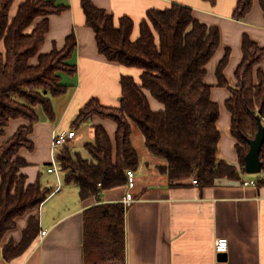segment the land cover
Returning <instances> with one entry per match:
<instances>
[{
  "label": "trees",
  "instance_id": "1",
  "mask_svg": "<svg viewBox=\"0 0 264 264\" xmlns=\"http://www.w3.org/2000/svg\"><path fill=\"white\" fill-rule=\"evenodd\" d=\"M215 6L216 0H201ZM254 0H237L231 19L242 21L251 12ZM15 0H0V256L8 262L23 255L35 241L39 217L32 216L22 230L18 244L1 246L15 221L41 206L51 194L39 179L28 184L21 173L28 167L19 156L32 152L30 141L40 108L53 121L52 99L61 97L69 86L62 74L74 77L70 64L76 49L73 34L66 37L61 50L46 54L39 50L49 30L48 18L60 15L63 5L53 0H23L11 15ZM264 18V0H258ZM86 27L91 29L96 50L105 61L139 70L138 81L122 76L121 98L116 108L103 107L92 98L78 110L70 130L94 117L110 120L116 126L113 140L105 128L93 125V142L83 145L89 159L64 146L57 153L64 183L78 188L79 200L99 199L103 192L126 187V172L138 171L139 158L131 140L138 129L145 148L165 164L159 171L172 188L195 181L197 187L213 188L218 180L240 184L244 181V158L248 142L255 139L259 123L264 127V72L258 67L264 48L246 34L242 36V57L235 71L237 85L231 87L223 76L230 50L227 49L215 71L217 87L230 93L224 108L230 115L228 135L235 140L237 167L221 157V133L217 126L220 108L211 99V85L205 82L206 67L220 45L217 27L193 17L191 8L171 4L164 10L150 9L139 24L138 38L132 41L133 22L126 16L115 22L112 15L81 0ZM145 93L161 111L150 109ZM23 121L12 136L6 137L11 121ZM262 173L256 188H264V143L261 147ZM47 165L46 167H49ZM100 202V201H99ZM126 207L122 203L99 204L83 216L84 264H125Z\"/></svg>",
  "mask_w": 264,
  "mask_h": 264
},
{
  "label": "crops",
  "instance_id": "2",
  "mask_svg": "<svg viewBox=\"0 0 264 264\" xmlns=\"http://www.w3.org/2000/svg\"><path fill=\"white\" fill-rule=\"evenodd\" d=\"M22 1L15 0L11 8L12 16ZM53 1L56 5H63L65 10L60 15L48 18L49 30L39 52L46 54L54 48L61 50L66 37L73 34L77 43L69 63L75 66L76 74L74 77L61 76V82L68 85L69 89L63 96L52 99L55 113L53 121H49L40 108L35 109L39 121L30 136L33 151L23 149L19 154L28 163V167L21 171L27 177V183L32 184L39 179L46 188H49L45 183L49 177L43 178L40 170L42 168L46 172V166L55 158L52 151L53 137L71 131L69 126L77 117L78 110L92 98H98L103 107H118L121 77L129 76L138 81L141 74L137 69L109 63L99 55L94 34L86 27L81 0ZM88 1L112 15L115 22L120 17H128L134 24L132 34L137 38L139 24L146 13L150 9L164 10L171 4L187 6L192 9L196 20L217 27L220 45L206 67L204 79L205 82L208 77L209 82L216 81L211 85L216 91L211 88L210 93L212 101L217 103L220 110H223L224 102L230 96L228 90L217 87L215 77L225 51L229 49L230 54L223 76L235 87L237 79L234 74L242 57V36L248 35L259 47L264 48V18L258 0L253 1L251 12L242 21L231 19L237 0H216L215 6L201 0ZM258 67L264 72V59ZM214 97L222 101L223 108ZM148 102L151 110H162L156 101L150 102L148 99ZM222 110L217 121L222 138L219 152L226 163L237 167L235 140L228 135L230 115L226 108ZM23 124L21 120L11 121L6 128V137L12 136ZM93 125L103 126L113 140L116 132L114 123L94 117L81 125L88 129L81 127L78 132L74 131L76 137L71 141L72 149L82 148L87 143L84 141L86 136L92 142ZM131 140L139 158V167L135 172L136 187L132 191L136 201L125 210V264H264V188L242 187L238 182L225 179L216 181L213 188L201 189L190 183L172 188L158 169L165 164L164 160L147 152L138 129L133 130ZM56 186L55 179L49 188L51 194L44 203L17 219L15 228L8 231L1 242V246L9 241L18 244L28 220L37 215L39 233L30 248L22 256L8 262L0 256V264H84L83 212L99 204L122 203L121 199L127 190L126 187L113 189L103 192L99 199L82 201L73 183L60 182L59 193H54ZM43 232L45 236H41ZM218 238L229 242L224 259L214 251Z\"/></svg>",
  "mask_w": 264,
  "mask_h": 264
},
{
  "label": "built area",
  "instance_id": "3",
  "mask_svg": "<svg viewBox=\"0 0 264 264\" xmlns=\"http://www.w3.org/2000/svg\"><path fill=\"white\" fill-rule=\"evenodd\" d=\"M76 137V134L74 131H68L64 133H59L55 135L52 139V151H53V157L54 160L50 164L49 167L46 168V172L48 174H54L58 179L60 178V171H59V165L57 162V153L59 150L64 148V146L70 145L72 140ZM57 180V179H56ZM126 193L123 196L122 200V205L124 207L130 206L132 203L136 201L134 199V196L132 194V191L135 189L136 184H135V172L132 170H128L126 172ZM193 185H197L195 181L191 182ZM257 181H243L242 187H256ZM59 180H57V186L56 189L54 190V193H59L61 191V187H59ZM45 232L41 233V236H45ZM215 248L214 251L217 254H226L228 252V247H229V242L224 239V238H218L215 240Z\"/></svg>",
  "mask_w": 264,
  "mask_h": 264
},
{
  "label": "water",
  "instance_id": "4",
  "mask_svg": "<svg viewBox=\"0 0 264 264\" xmlns=\"http://www.w3.org/2000/svg\"><path fill=\"white\" fill-rule=\"evenodd\" d=\"M264 143V127L259 123L258 131L255 139L248 142V153L244 158V171L246 175H254L262 173L263 166L260 162L261 147ZM221 259H224L225 254H217Z\"/></svg>",
  "mask_w": 264,
  "mask_h": 264
},
{
  "label": "rangeland",
  "instance_id": "5",
  "mask_svg": "<svg viewBox=\"0 0 264 264\" xmlns=\"http://www.w3.org/2000/svg\"><path fill=\"white\" fill-rule=\"evenodd\" d=\"M133 36H131L132 37V41H135V39L137 38V37H135V35L134 34H132ZM209 77H208V81L206 82L209 86L210 85H212V84H215V82L216 81H210L209 82ZM231 87H233V86H231ZM213 89V91H216V89L213 87L212 88ZM211 89V90H212ZM219 91H221V90H219ZM224 93H226V92H224ZM145 95L147 96V98L150 100V102H155V100H153V98L150 96V95H148V93H145ZM228 95V94H227ZM215 96V95H214ZM214 100L216 101V102H218L220 105H221V107L223 108V105H222V101H220V100H218L216 97H214ZM222 110V109H221ZM220 110V111H221ZM222 111H225L224 110V108H223V110ZM221 114V113H220ZM82 128H84V127H86V126H81ZM80 127V128H81ZM79 128V129H80ZM87 129H88V127H86ZM78 129V130H79ZM78 130H75V132H78ZM221 130V129H220ZM222 134H226V132H222ZM78 135V134H77ZM77 138H78V136H77ZM88 138H87V136L85 137V140L84 141H87V143L89 142L88 140H87ZM92 142H93V136H92V140H91ZM84 145V144H83ZM71 146H72V144H70V145H68V147H70L71 148ZM72 151L74 152V153H80V155L81 156H83L84 158H86V159H89V156L87 155V153L84 151V149H83V146H82V148L80 147V148H78L77 149V147L75 148V149H72ZM47 168V167H46ZM40 172H41V174H42V177L43 178H45V177H49L48 179H47V182H45L46 184H47V186L50 188L54 183H55V179H57V180H59V182H63V180H62V178H63V174L61 173L60 174V178L58 179L54 174H46V172H43V169L41 168V170H40ZM48 175V176H47ZM244 179L246 180V181H255L256 179H257V176H254V175H245L244 176Z\"/></svg>",
  "mask_w": 264,
  "mask_h": 264
}]
</instances>
